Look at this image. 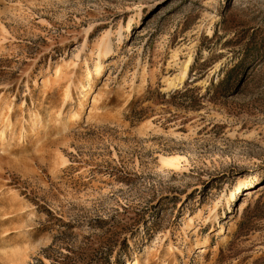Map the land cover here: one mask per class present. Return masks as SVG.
Segmentation results:
<instances>
[{"label": "rangeland", "instance_id": "rangeland-1", "mask_svg": "<svg viewBox=\"0 0 264 264\" xmlns=\"http://www.w3.org/2000/svg\"><path fill=\"white\" fill-rule=\"evenodd\" d=\"M0 136V264H264V0H0Z\"/></svg>", "mask_w": 264, "mask_h": 264}, {"label": "bare ground", "instance_id": "bare-ground-1", "mask_svg": "<svg viewBox=\"0 0 264 264\" xmlns=\"http://www.w3.org/2000/svg\"><path fill=\"white\" fill-rule=\"evenodd\" d=\"M108 54H109V52H108ZM192 62V58L190 57V58H188L187 59V61L185 62V64H184V67H183V71H182V75L181 76H184V74L186 73V70L188 69V67H189V65H190V63ZM101 69H102V66H101V64H98L97 65V67H96V71H97V74L101 71ZM103 71V70H102ZM101 73V72H100ZM78 115H79V113L78 114H76V115H74L75 117H78ZM10 121H9V119H8V123H9ZM13 122V121H12ZM11 122V124L13 125V123ZM7 123V122H6ZM15 125V124H14ZM11 126V125H10ZM6 128V127H5ZM9 129V128H8ZM5 130V129H4ZM9 131V130H8ZM7 131V132H8ZM6 136V135H5ZM4 137L3 136H0V139H3ZM3 143V142H2ZM246 181V180H245ZM220 233H224V230L223 231H221ZM206 244H207V240H204L202 243H199L198 244V249L200 250V249H204V247L206 246ZM152 258V257H151ZM143 262V261H142ZM145 262H146V260H145ZM128 264H140V262H139V260L138 259H134V260H132V261H130ZM145 264V263H144ZM147 264V263H146Z\"/></svg>", "mask_w": 264, "mask_h": 264}]
</instances>
